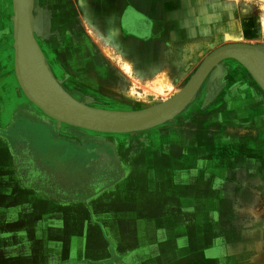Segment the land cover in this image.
Instances as JSON below:
<instances>
[{
    "label": "crops",
    "instance_id": "crops-1",
    "mask_svg": "<svg viewBox=\"0 0 264 264\" xmlns=\"http://www.w3.org/2000/svg\"><path fill=\"white\" fill-rule=\"evenodd\" d=\"M46 1L45 8L53 14L43 24L48 29L46 34L50 33V38L58 35L57 42L62 45L71 43L74 49L78 47L81 59L89 54L87 59L93 61L98 54L93 56L94 52H90L91 47L96 50L91 43L93 38L79 39L71 29V22L78 23L76 28L84 29L88 22L98 36L99 20L107 17L112 23L111 37L121 38L118 42L126 46L123 48L126 61L144 76L170 67L171 73L166 76L173 82L183 78L185 84L206 57L200 56L206 45H222L225 37H221L228 36L221 29L213 32L211 26L203 25L187 28L192 36L187 41L182 37L183 32L178 35L177 43L164 40L160 0ZM72 12L76 20L70 19L69 23L67 14ZM57 27L59 31H55ZM63 27L70 30L64 31ZM117 30L122 37L117 35ZM35 37L37 40L36 34ZM54 40H46L50 48L59 44ZM88 45L89 53L84 52ZM61 49L63 58L67 59L68 48ZM96 67L92 64L89 70L93 73L92 82L98 83ZM190 69L193 71L188 73ZM221 75L225 76V72L214 74V80ZM228 78L223 79L229 83L227 90L225 85L212 86L217 95L205 104L209 106L197 120L198 129L173 130L169 134L153 132L150 136L154 144L144 149L127 147L129 140L126 139V154L119 155L123 165H108L104 184L90 179L91 184L74 187L97 189L93 193L70 197L54 193L51 190L58 188L53 180L36 179L30 165L18 163V148L9 152L0 150V264H188L195 253L201 261L190 264H211L212 242L222 247L225 255L228 236L233 234L225 222H242L243 208L253 206V196L244 190L243 184H238L240 192L234 198L220 191L226 188L221 185L222 177L225 180L226 174L235 171L233 162L241 157L235 148H230L226 155L219 154L221 142L236 146L241 139L234 132L226 138L229 134H224L219 126L235 129L244 124L258 125V103L262 99L259 89L251 82V74L242 64L229 71ZM164 82L173 85L168 80ZM5 116L1 115L0 119L4 120ZM6 129V123L0 125V130ZM0 143L3 142L0 140ZM61 151L65 150L49 157H63ZM74 153L67 152L65 158L73 156L82 163L84 155ZM14 158L15 164L11 163ZM44 163L45 168L56 165ZM54 169L63 175L64 183L71 176H79L77 170ZM82 177L80 174L79 178ZM67 188L71 187L64 184L63 189ZM104 193L118 195L100 200ZM238 229L235 225L233 231ZM195 235L198 242L192 245Z\"/></svg>",
    "mask_w": 264,
    "mask_h": 264
},
{
    "label": "rangeland",
    "instance_id": "rangeland-1",
    "mask_svg": "<svg viewBox=\"0 0 264 264\" xmlns=\"http://www.w3.org/2000/svg\"><path fill=\"white\" fill-rule=\"evenodd\" d=\"M9 1L0 0V68L2 69V72H0V107H3L5 102L8 104L9 95L12 94L9 98L15 96V99L12 98V101H10L9 110L6 107V111L2 112V117L3 114H6V116L3 118L4 120L0 119V125L6 123L7 129L0 130V140L3 142L0 143V150L9 152L12 148H18L20 151L19 156L23 158V164L24 161L25 165L32 163L36 179L48 180L51 178V174L57 173L56 170L58 169L54 168L60 167L63 170H77L79 174L77 177H80V174L83 175V182L85 183L83 186H87L91 184V178H88L81 165L85 167L86 163L92 161L104 166L116 164L121 167L123 158L121 156L119 158V155L126 154V139L129 140L127 147L144 149L154 144L155 141L150 136L153 132L169 134L173 130V132L195 131L199 125L197 120L205 114L204 110L209 106L205 104L217 95L212 86L225 85V90H227L229 83L225 80L229 79V71L240 64L234 59L223 61L218 72L220 74L225 72V76H218V80H214L213 71L208 77L206 85L198 91L192 102L182 112L174 118L148 129L122 134L103 133L73 126L65 122L59 123L32 104L24 95L19 96L15 90L18 81L12 61L14 42L13 9L12 2ZM35 1L36 4H39V7L44 4L45 13H39L37 5L35 18H37L41 28L39 33L42 37L36 35L37 42L45 57L47 68L58 85L77 101L103 110H141L151 108L167 100L184 85L186 79L182 78L177 82H173L172 78L169 79L166 76V74L171 73L170 67L163 70L159 68L153 71L151 76L140 74L135 65L133 66L132 63L126 61V55H124L126 50L123 49L126 46L122 45V42H118V40L122 41L121 38L111 37V30L109 29L112 28V23L111 20L106 19L107 17L104 20H99L98 36L93 32L95 30H92L88 22L85 23V29L80 28V26L76 28L75 25L78 23L71 22V29L76 31L75 35L79 39L87 37L91 40L90 37L93 38L91 43L93 49L96 50H92L91 47L90 51L88 45V49L84 51L94 52L93 56L98 54L91 63H95L94 65L97 66L99 79L98 83L92 82L93 73L89 70L91 66L89 59H87L90 55L87 54V57L82 58V60L81 55L77 52L78 47L74 49V45L71 43L60 44L57 42L58 35L50 38V33L46 34L47 30L39 22H41L40 20L47 21L48 15L53 17V14H50L45 8L46 0ZM105 1L100 0L102 3H105ZM160 4L157 3L161 6V8L159 7L160 11L162 10L160 13L161 27H163L164 40L168 42L173 40L174 43H177L180 38L178 35L181 32H183L182 37L184 40L192 39L187 28H197L205 25L206 27L211 26L213 32L221 29L228 34L227 37L225 35L221 37H225L221 42L222 45L239 42L264 46V0H160ZM104 15L106 16V13ZM67 18L69 23L70 19L76 20L74 12L67 14ZM56 29L58 30L55 31H59L60 28L57 27ZM63 30L69 31L70 29L64 28ZM117 35L119 37L123 36L118 30ZM43 39L48 42L56 39L54 42L59 44L50 48L47 41L45 42ZM63 46L68 48L67 59L63 58V49H61ZM219 46L217 44L206 45V49L201 52L200 56L204 58ZM192 71L190 69L188 73ZM67 75H69V79H67ZM13 76L15 77L13 78ZM166 80L173 85H167L164 82ZM251 82L259 89V95L262 96L258 103L260 123L258 125L244 124L241 128H237L239 127L237 126L235 129L219 126L224 134H229L225 136L226 138H229L230 133L234 132L233 135L241 139V142L237 143L236 146H232L227 141L221 142L219 154H228L230 148H235L241 152V157H237L238 161L233 162L236 164L232 167L235 171L226 174L227 178L225 180L224 176L222 177L223 182L221 185L226 186V188H222L220 191L222 194L234 198L237 197L236 193L240 192L238 184H243L246 186L244 190L253 196V206L248 209L243 208L242 222L236 223L234 220L225 222L227 229L231 227L233 234L228 236L225 255L221 252L222 247L219 248L217 244L211 243V264H264V91L253 77ZM207 85L209 89L204 88ZM256 143L257 145H255ZM251 144L254 146H251ZM60 150H65L61 151V154H64L63 157H49ZM28 151L30 156L27 157L25 153ZM76 151L84 155L82 163L74 159L73 156L65 158L67 152L73 155ZM90 151H95L97 156H91ZM42 154H45V156L42 157ZM44 162L55 163L56 165H52L54 168H45L43 167ZM76 162L80 163L77 168L72 165ZM4 163L9 164L10 162ZM11 163L15 164V158ZM18 163L22 164L19 161ZM211 163L213 164V162ZM54 179L51 178V180ZM51 191L56 192V190ZM62 191V195L70 197L93 193L97 189L67 188ZM115 195L118 194L104 193L100 196V200ZM235 225L240 229L233 231ZM192 227L194 228V226ZM197 242L198 237L195 235L192 237V245ZM193 256L190 260L188 259V264L193 261L196 263L201 261L198 254L195 253ZM86 257H90V254H87Z\"/></svg>",
    "mask_w": 264,
    "mask_h": 264
},
{
    "label": "water",
    "instance_id": "water-1",
    "mask_svg": "<svg viewBox=\"0 0 264 264\" xmlns=\"http://www.w3.org/2000/svg\"><path fill=\"white\" fill-rule=\"evenodd\" d=\"M35 5V0H14L16 71L31 100L59 123L107 133H131L162 124L182 112L195 98L212 68L217 64L216 75L227 59L242 64L264 90V46L233 42L209 53L178 92L151 108L114 111L86 105L60 87L49 72L35 37V34L40 36L41 28L37 18H31V8Z\"/></svg>",
    "mask_w": 264,
    "mask_h": 264
},
{
    "label": "flooded vegetation",
    "instance_id": "flooded-vegetation-1",
    "mask_svg": "<svg viewBox=\"0 0 264 264\" xmlns=\"http://www.w3.org/2000/svg\"><path fill=\"white\" fill-rule=\"evenodd\" d=\"M15 108L17 109V107H15ZM3 110L6 111V105L5 104L3 107H0V114L1 115H2V112H4ZM95 153H96L95 151H90V155H92V156L95 155V157H96L97 154H95ZM25 155H27V157L30 156L29 151L26 152ZM16 160H18L19 162H22V164H23V158H21L20 156L19 157L17 156ZM24 164H25V161H24ZM27 164L30 165V167H32V163L31 164L27 163ZM72 165L77 167L79 164L74 163ZM107 168H109L108 165L104 166V165L99 164L98 162L93 163L92 161H89L88 163H86L85 168L83 170H85V173L87 174L88 178L91 177V180L93 182L98 181L100 184H104L106 182V179H107L106 176L104 175V174H106L105 172L107 171ZM51 176H53V175L51 174ZM62 176H63L62 174L55 173L54 174L55 179L53 180L58 189H52V190H56L55 193H60L59 195H62V193H63L62 190H64L63 189L64 184H67L68 187L70 186L71 188H74L75 186H82L83 187V185L85 184L83 182L84 177L74 178L73 176H71V177H69V180L67 181V183H64L65 181L63 180Z\"/></svg>",
    "mask_w": 264,
    "mask_h": 264
},
{
    "label": "bare ground",
    "instance_id": "bare-ground-1",
    "mask_svg": "<svg viewBox=\"0 0 264 264\" xmlns=\"http://www.w3.org/2000/svg\"><path fill=\"white\" fill-rule=\"evenodd\" d=\"M9 1V0H8ZM12 3H11V6H12V9H13V13H12V21H13V28H15L16 29V15H15V13H14V0H10ZM9 1V2H10ZM36 6H37V4L35 5V7H32L31 8V18L33 19L34 17H35V14H36ZM38 12L40 13H45V10H44V4H43V6H40V7H38ZM34 16V17H33ZM41 22H39V23H41V25H43L44 24V21L43 20H40ZM43 23V24H42ZM13 56H12V61H13V68H14V71H15V75H16V78H17V81H18V85H17V87H16V92H17V94L19 95V96H22V95H24L26 98H28L29 99V101L32 103V104H34L35 106H37L39 109H41L44 113H45V111L42 109V108H40L33 100H31V98L28 96V94H27V92H26V90H25V88H24V85H23V83H22V81H21V79H20V77H19V75L17 74V71H16V62H15V31L13 30ZM234 43H239V42H234ZM227 44H231V43H227ZM248 44V43H247ZM225 45V44H224ZM255 45V44H254ZM256 46H260V47H262L261 45H256ZM263 48V47H262ZM205 59V58H204ZM203 59V60H204ZM202 63V62H201ZM95 63H93V65H94ZM219 64V63H218ZM92 65V63H91V61H90V66ZM217 66V64L212 68V70L211 71H213L214 70V68ZM211 71H210V73H211ZM209 73V74H210ZM15 76H13V78H14ZM67 77V79H69L70 77H69V75H67L66 76ZM12 78V77H11ZM8 80V79H7ZM189 80V79H188ZM183 87V86H182ZM181 87V88H182ZM181 88H179L178 90H177V92L181 89ZM262 88V87H261ZM264 91V90H263ZM9 94V93H8ZM12 95V94H11ZM11 95H9V97L11 96ZM8 97V99H9V101H8V104H7V102H5V105H9L10 106V104L9 103H11L10 101H12V98H14L15 99V96H13V97H11V98H9ZM13 99V100H14ZM40 110V111H41ZM140 110V109H139ZM41 111V112H42ZM126 111H130V110H126ZM131 111H134V110H131ZM49 117V116H48ZM100 132V131H99ZM104 133V132H103ZM122 134V133H121Z\"/></svg>",
    "mask_w": 264,
    "mask_h": 264
}]
</instances>
